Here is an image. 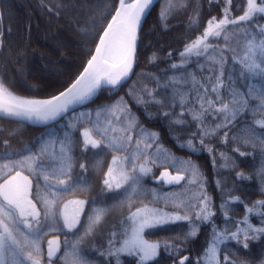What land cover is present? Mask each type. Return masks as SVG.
Here are the masks:
<instances>
[{"label": "snow or ice", "instance_id": "obj_1", "mask_svg": "<svg viewBox=\"0 0 264 264\" xmlns=\"http://www.w3.org/2000/svg\"><path fill=\"white\" fill-rule=\"evenodd\" d=\"M156 2L157 0H131L129 3L127 0H119L115 14L99 35V43L83 71L64 91L49 99L23 98L10 90V83L0 79V118L15 120L19 125L25 122L40 123L47 129L31 146L0 152V160L5 161L0 164V179L3 180L0 183V264H92L83 253L91 242L98 239V230L100 235L103 234L101 226L111 207L91 208L90 205L97 204L95 197L88 200H67L62 207H57V201L63 193L88 191L85 177L76 175L74 171V161L78 158L75 154L77 148L82 155L89 150H93V155H96L107 149L128 153L123 157H112V164L103 180L105 189L115 195L129 193V190L133 195L141 190L146 195L152 194L150 203L154 206L149 208L144 205L134 212L131 211L133 202L125 197L129 199L128 214L125 216L122 213L119 220L110 226L112 230L107 235L106 247L104 240H100L99 247L104 249L101 255L121 264V254H127L138 258L136 264H147L157 257L162 244L174 259V264H191L189 256H180L178 261L175 257L188 250L186 245L198 237L202 225L210 224L212 228L209 238L195 264H250L248 260H234L232 257L239 253L241 247L247 250L251 242L264 237V199L253 201L249 205L240 196H231V192L240 187L238 183L234 182L232 188L225 189L223 182L217 180V187L221 190V203L217 211L223 213L221 228L215 221L217 212L213 211L215 205L206 193L207 179L199 164L172 156L169 166L175 167L180 163L186 169H191V176L180 174L179 170L175 176L162 172L159 177H155V182L179 186L186 181L188 186L199 185V191L187 200L173 202L172 211L165 210L169 207L166 197L164 208L155 206L159 204L161 197L155 190L143 188V178L154 176L153 168L148 165L158 166L157 160L144 156V152L158 145V134L141 129V133L152 138L154 143L145 144L142 149L141 141L136 140L132 147L135 128L139 124L135 117L129 127L122 130L123 136L116 137L117 129L112 127V120H107L101 126L99 119L108 108L107 104L97 106L94 110L95 120L93 110L78 114L75 112V106L84 107L104 88H108L111 93L131 78L142 20L150 14ZM220 2L221 0H208L210 7ZM190 4L191 0H166L158 14L162 25L168 27L167 21L178 6L179 10H184ZM232 4L233 0H227L223 15L220 18L211 17L202 35L186 44L180 52V62L170 64L167 70H161L164 75L154 77L156 88L143 90L144 94L136 102L138 105L156 104L167 108L163 116L174 117L170 120L172 126L194 122L196 130L190 133V139L182 146L191 149L193 153L206 150L213 156L214 168L217 166L215 149L205 144V141L214 140L221 130L229 129L221 138V143L231 141L245 148L250 147L252 151H240L239 147L234 151L240 157L253 158L259 152L261 158L260 166L249 174L237 172V180L246 181L253 177L259 179L260 194L264 196V24H260L257 19L258 14L264 18V0H246L243 13L235 18H231ZM239 7L240 5H236L237 10ZM194 11L196 15L189 19L190 30L198 28L200 23L199 0ZM210 38H223V46L209 44ZM3 42V33L0 32V47ZM226 54L231 56V68L228 67L229 56ZM193 55L200 70L209 73L208 76H201L200 80H197L195 72L187 71L191 67ZM173 56L174 52L170 51L166 58L171 59ZM148 59L150 63H155L157 53L153 52ZM201 60L203 63H199ZM168 71L173 74L167 75ZM189 79L193 82V87L189 93H185L183 87L189 83ZM238 80L247 81L246 90L237 86ZM135 86L136 82L132 88ZM169 88L172 89L171 94L167 92ZM161 90H164V95L157 99ZM169 99L171 103H168ZM123 103V97L115 101L112 106L113 115L116 105ZM197 104L199 108L196 107ZM176 107L181 109L179 113L175 111ZM119 111L121 115H132L131 110L124 107ZM189 114L191 121L185 119ZM241 115L260 118L246 119L241 124L238 121ZM85 118L93 126L79 131L77 136ZM120 118L117 116V122ZM58 121H64L63 130L59 134L53 130ZM109 128L113 133L111 137L108 135ZM234 128H238L241 134H233ZM94 135H100L102 139L96 140ZM197 137L199 148L194 144ZM105 141H108L107 144ZM4 143L7 146L8 141L5 140ZM159 151L160 148L157 147V152ZM24 152L28 155H24ZM219 155L226 161L219 167H228L227 161L230 158L224 153ZM140 156H144V161L138 164ZM100 163L102 161H97L98 165ZM117 164L121 168L119 179L112 176V165ZM236 166L237 161L232 159L231 168ZM80 169L84 172L88 170L85 163L80 164ZM41 187L46 190L44 196L40 195ZM226 195L229 199H224ZM193 200L196 203H192ZM235 202L243 204L245 209V215L240 220H235L230 214L233 211L231 205ZM118 203L122 207L124 200ZM181 208L185 209L184 214L180 213ZM194 209L196 210L193 212ZM250 214L260 217L259 226L251 222ZM180 221L187 222V232H181L177 237L163 242H149L145 239L146 233ZM233 227L234 231L231 230ZM51 232L60 233L64 239H49L45 256L43 238ZM228 242H235V249L229 247ZM92 250H96V245H93ZM261 264H264V260H261Z\"/></svg>", "mask_w": 264, "mask_h": 264}, {"label": "trees", "instance_id": "obj_2", "mask_svg": "<svg viewBox=\"0 0 264 264\" xmlns=\"http://www.w3.org/2000/svg\"><path fill=\"white\" fill-rule=\"evenodd\" d=\"M118 2L119 0H0V32L3 33L4 41L3 46L0 47V79L6 83H10V90L22 97L47 98L55 95L70 84L83 69L95 48L99 35H101L114 14ZM165 2L166 0H159L156 3L141 27L132 78L111 93L108 89H103L96 98L84 107L76 109L75 112L78 114L83 111L93 110V119L95 120L96 114L94 110L97 106L105 104L111 106L117 99L123 97V104L131 110L132 116L139 121L137 126L155 131L158 134L159 143L169 150L171 154L173 153L174 156L187 158L199 164L207 179V184L205 185L206 193L212 198V202L215 205L213 211L217 212L215 221L222 228L223 213L217 211L221 203V190L217 187L216 182L217 180L222 181L225 189L232 188L234 182L238 183L240 187L232 191L231 196H240L249 205L253 201L264 199V196L260 194L261 184L259 179L253 177L246 181H238L236 178L237 172L249 174L253 169L260 166L261 158L259 152L256 153L254 158L240 157L239 153L234 151L236 148L239 147L240 151H252V149L250 147H242L240 144L231 141L221 143L224 133L229 131V129L225 128L219 132L214 140L205 141V144L215 149L217 166L214 168L212 162L213 156L209 155L206 150L193 153L179 145L176 142V138L172 136L174 132H179L177 140L180 143L186 142L190 139V133L196 130L194 122L180 126L179 128L172 126L170 125V120L174 119V117L165 118L163 116V112L167 111V108L156 104L138 105L136 102L138 98L136 96L141 97L145 89L150 91L154 89L152 87L156 88L154 77L163 76L164 72L161 70H167L170 64L180 62V52L184 50L185 45L190 44L198 36L202 35L206 23L211 17L220 18L223 15V9L226 7L227 0H221L218 5L213 4L211 7L208 0H199L201 7L200 23L198 28L192 30H190L189 19L196 15L194 9L197 7V0H191L190 6L184 10H179L178 6L177 10L173 11L171 18L167 21V28L162 25L158 16L161 6ZM236 5H240L238 10L236 9ZM245 6L246 0H233L231 18L241 15ZM257 19L260 24L264 23V18L259 14ZM230 31L232 30L230 29ZM208 43L223 46L224 40L223 38H219V40L210 38ZM170 51L174 52V56L171 59H167L166 57ZM153 52L157 53V60L155 63H150L148 58ZM226 55L229 56L228 67L231 68V56L230 54ZM191 61V67L187 68L189 73L195 72L197 80H200L201 76H208V72L200 70L194 55L191 57ZM199 63H203V60L199 61ZM172 74L171 71L167 72L169 76ZM134 82H136V86L132 88ZM237 86L242 90H246L247 81L241 82L238 80ZM192 87L193 82L189 79V83L183 89L190 91ZM130 89L131 95H129ZM169 91H172V89H167L168 93ZM193 94L195 95V93ZM163 95L164 90H161L157 96L162 97ZM168 103H171L170 99ZM198 106L196 105L197 108H199ZM175 111L179 113L181 109L176 107ZM69 115H71V112ZM190 116L191 114L186 116L185 119L191 121ZM259 118V116L246 117L245 115H241L238 117V121L243 124L246 119ZM99 119L101 126H103L106 122L102 121L100 117ZM63 126L64 121H58L53 130L59 134L62 132ZM92 126L87 122V118H85L76 135L79 136V131H82L84 128H91ZM46 130L45 126L35 127L27 123L19 125L15 120L0 118V152L22 149L25 145L31 146L33 141L38 139ZM258 131L260 130L258 129ZM10 133L12 134L10 135ZM232 133L241 134L238 128H234ZM108 135H113L111 128L108 130ZM93 138L96 140L102 139L100 135H94ZM5 140L8 141L7 146H5ZM107 142L105 141V144ZM194 144L198 148L200 147L198 137L194 141ZM220 153H224L230 158L227 161L228 167H219V165L226 163L225 159L220 157ZM23 154L28 155L27 152ZM75 154L78 157L74 161L75 174L85 177L88 191H69L63 193L57 201V207L71 197L80 200L95 197L97 201H108L114 198L115 193L107 192L101 178L103 177V173L108 171L109 165L112 164V157L115 155L123 157L127 155L126 152H116L107 149L104 152L93 155V150H89L88 153L82 155L79 148H77ZM96 158L102 161V163L98 165L97 161H95ZM142 159L144 158H139L138 162ZM232 159L237 161V166L234 169L231 168ZM81 163L87 165V172L80 169ZM157 165L160 164L157 162ZM115 166L117 167V165H112L114 169ZM151 167L153 168L154 176L149 175L143 178V188L155 190L161 197L159 204L155 206L165 207L166 201L164 198L166 197L169 200L171 196H174V194L172 195V191L179 187L165 186L163 183L157 184L155 177H157L161 167H153V165ZM93 171L102 172L100 178H96L92 174ZM60 178L63 179L64 177ZM42 184L43 182L41 181ZM45 193L46 190L41 187L40 195L44 196ZM146 197V194L142 190L132 195L130 199L133 202V199H136V203L134 202L131 210L138 207V200L140 198ZM48 198L51 199L50 196ZM122 199L124 200V196ZM224 199H229V196L226 195ZM236 203L235 206L234 203L231 205L233 211L230 214L233 215L235 220H240L245 215V209L243 204ZM148 204L154 206L152 203ZM128 207L123 204L120 207L121 213L119 216L122 213L126 216L128 214ZM166 209L171 211V204ZM184 212L185 209L181 208L180 213L184 214ZM257 216L256 214H250V220L253 224L259 226L260 219ZM84 219L86 222V218ZM111 222H116V220L112 219ZM211 228L210 224L202 225L198 237L189 242L186 245L188 250L181 252L179 256L189 254L191 264H193L194 258L198 257L206 246L205 241L209 238ZM231 230L234 231L235 227ZM110 231V229H106L103 230L102 235L98 233V239L91 242L88 246L93 248V245H96V249L100 248L99 242L100 240H104L106 247V238ZM187 231V222L180 221L167 224L162 228L146 233L145 237L154 242H163L177 237L181 232ZM53 234H59L62 239L64 238L60 233L51 232L44 236L43 245H45V238ZM228 246L233 249L236 247L235 242H228ZM221 247H224V245H221ZM91 252L95 255H91L92 258H100L93 250ZM179 256H176L175 260ZM232 259H245L250 264H261V260H264V237L251 242L247 250L241 247L239 253L232 257ZM101 260L105 261L106 259L102 257ZM122 260L121 264H135L134 259L131 260L123 256ZM147 264H174V259L169 256L168 251L161 244L157 257L147 262Z\"/></svg>", "mask_w": 264, "mask_h": 264}, {"label": "rangeland", "instance_id": "obj_3", "mask_svg": "<svg viewBox=\"0 0 264 264\" xmlns=\"http://www.w3.org/2000/svg\"><path fill=\"white\" fill-rule=\"evenodd\" d=\"M264 24V23H263ZM152 88H155V87H152ZM152 90V89H151ZM183 91L185 93H189V91L187 89H183ZM172 91H169V94H171ZM194 96V94H193ZM136 98L140 99L139 96H136ZM157 99L161 98L160 96H156ZM137 99V100H138ZM198 105V104H197ZM113 104L111 106H108V108L104 111V113L100 116V118L102 119V121H105L107 122V120H112V127L113 128H116L117 131L115 132V136L116 137H122L123 136V129L125 128H128L129 127V124L131 122V120L133 119V116L132 115H128L127 113L121 115L119 109L124 107V108H127V106L125 104H121V105H116V108H115V115L112 114V111H113V108H112ZM199 107V106H198ZM128 109V108H127ZM117 116H120V120L119 122H117ZM191 117V116H190ZM177 128H179L180 126H175ZM141 129H143L142 127L140 126H136L135 128V139L132 141V147L135 146L136 144V140H140L141 141V148L143 149L144 148V145L145 144H149V143H154L153 139L150 138V137H146L144 136L143 133H141ZM146 130V129H144ZM147 132L149 133H156L155 131H152V130H146ZM110 137L112 135H109ZM174 138H176V142H178L179 145H183L184 143H180V141L177 140V137H179V132H174L173 135H172ZM181 142H184V141H181ZM157 147L160 148V151L157 152ZM188 150L191 151V149L187 148V147H184ZM166 150V151H165ZM128 154V153H126ZM116 156V155H115ZM144 156H149L151 159H156L158 164V166L161 167L157 177L160 176V174L162 173V171L164 170H170L171 172H178L179 170V173H182V174H186L188 175L189 177L191 176V169L188 168L186 169L184 165L180 164V163H177L175 165V167H171L169 166L170 163H171V158L173 155V153L171 154V152L169 150H167L165 147H163V145H161L159 143V139H158V145L154 146L152 149L150 150H146L144 152ZM144 156H140L139 158H144ZM176 157V156H175ZM177 158H180V159H183V160H189L187 158H181V157H178ZM13 159H19V157H14ZM95 161H99L98 158L95 159ZM144 159H142L139 163H143ZM5 161L2 160L0 161V164H3ZM111 163H112V159H111ZM152 164H149L148 167H151ZM130 165L128 166V170H130ZM114 168V167H113ZM121 171V168L120 166L117 164V167L115 166V169H114V172L112 173V176H115L117 179H119V173ZM107 172V171H105ZM102 172H99V171H93V175L96 177V178H100V175H101ZM104 178H105V175H104ZM111 179V177H110ZM165 185V184H164ZM113 187H114V184H113ZM179 188H176L172 191V195L174 194V196H171L168 201L169 205L172 204L173 202L175 203H179L181 200H187L189 197L193 196L194 194H196L198 191H199V185H193V186H188L186 181L185 182H182V184L180 186H178ZM132 195L131 194V190H129V193H121L120 195H115L114 194V198H112L111 200H106L105 202L100 200V201H97V204L95 205H91V208H96V207H104V206H109L111 207V211L109 212V214L107 215L106 219L104 220V223L102 224L101 228L103 230H106V229H111V225L116 223L119 218H120V207L121 205L118 203V201L122 200L123 196H124V204L126 206H129V199H125V197H129V198H132ZM147 197L146 198H140L138 200V207H136L135 209H132L131 211H135L137 208H143L144 205H148L149 208L153 207L152 205H149L148 203H150V201L152 200V194H147L146 195ZM119 197V198H118ZM71 199H76L75 197H71L70 199L68 200H71ZM132 201V199H130ZM134 202L136 203V199H133ZM67 201V200H66ZM133 202V201H132ZM133 202V204H134ZM192 203H196L195 200L192 201ZM64 204V202L59 206V207H62ZM115 204V207H112V205ZM237 203L235 202L234 203V206L236 205ZM58 207V208H59ZM161 208H164L163 206H161ZM166 211H170V210H167L165 209ZM41 211H43V209H41ZM172 211V210H171ZM258 219H260L259 216H257ZM112 219L116 220V222H111ZM87 222V221H86ZM85 222V223H86ZM111 222V223H109ZM61 225L63 223L62 219L60 221ZM255 225V224H254ZM98 233H100V230H98ZM64 239V238H63ZM62 239V240H63ZM145 239H147L149 242H154L153 240L151 239H148L147 237H145ZM45 244H46V238H45ZM45 246V245H44ZM92 251V248L90 246L87 247V250L83 253L85 256H87L91 261H92V264H116L115 262V259H110L106 256V255H101V253L104 251L103 248H97L96 250H94V252L96 251L97 255L102 259V257H104L106 260L105 261H102L100 258H91L90 256L93 255L95 256L94 254L91 253L90 255V252ZM63 254V253H62ZM61 254V255H62ZM126 257V258H129L131 260H135V264H136V261H137V257H134V256H129L127 254H121V257H120V260H121V263H122V257ZM109 259V260H108ZM197 257L194 258L193 260V264H195V261H196Z\"/></svg>", "mask_w": 264, "mask_h": 264}, {"label": "water", "instance_id": "obj_4", "mask_svg": "<svg viewBox=\"0 0 264 264\" xmlns=\"http://www.w3.org/2000/svg\"><path fill=\"white\" fill-rule=\"evenodd\" d=\"M158 1H159V0H157V2H158ZM157 2H156V3H157ZM129 3H131V1H130ZM156 3H155V5H156ZM118 5H119V2H118ZM152 8H153V7H152ZM152 8H151V9H152ZM114 14H115V11H114ZM114 14H113V15H114ZM146 17H147V15H146ZM146 17L142 20L141 27H142V25H143V23H144ZM0 18H1V11H0ZM110 20H111V18H110ZM110 20H109V21H110ZM107 24H108V23H107ZM105 27H107V25H106ZM140 30H141V28H140ZM140 30H139L138 36L140 35ZM102 33H103V31H102ZM102 33H101V34H102ZM138 40H139V39H138ZM97 43H99V39H98ZM97 43H96V44H97ZM95 47H96V45H95ZM94 52H95V48H94L92 54H93ZM92 54H91V55H92ZM90 57H91V56H90ZM89 59H90V58H89ZM85 65H86V64H85ZM83 68H84V67H83ZM82 71H83V69H82L80 72H82ZM133 73H134V71H133ZM133 73L131 74V78H132V76H133ZM79 74H80V73H79ZM79 74H78L77 76H79ZM131 78H130V79H131ZM75 79H76V78H75ZM75 79H74V80H75ZM130 79H128L127 82H128ZM74 80H73V81H74ZM73 81H72V82H73ZM72 82H71V83H72ZM127 82H126V83H127ZM71 83H70V84H71ZM70 84H68L65 88H67ZM124 84H125V83H123L122 85H124ZM65 88L62 89L61 91H64ZM104 89H108V88H104ZM59 92H60V91H59ZM59 92H58V93H59ZM58 93H56L55 95H57ZM23 98H24V97H23ZM49 98H51V96H50V97H47V98H43V99H49ZM27 99H34V98H27ZM80 107H81V106H75V110L78 109V108H80ZM25 123H27V122H25ZM27 124H30V123H27ZM30 125L35 126V127H44V125H43V124H40V123H35V124H30ZM165 172H167V171H165ZM167 173H169V172H167ZM13 174H14V173H13ZM24 174L27 175L26 173H24ZM169 174H170L171 176H175V175H177L178 173H175V174H171V173H169ZM6 178H7V177H6ZM6 178H4V179H6ZM2 182H3V180H2L0 183H2ZM57 237H59V239H61L59 235H52V236L48 237L47 241H48L49 239H55V238H57ZM46 252H47V244H46V246H45V256H46ZM183 256H189V255H188V254H185V255H183ZM179 259H180V258H178L177 261H178Z\"/></svg>", "mask_w": 264, "mask_h": 264}, {"label": "flooded vegetation", "instance_id": "obj_5", "mask_svg": "<svg viewBox=\"0 0 264 264\" xmlns=\"http://www.w3.org/2000/svg\"><path fill=\"white\" fill-rule=\"evenodd\" d=\"M104 175H105V172L103 173V177L101 178L102 181L104 180ZM87 200H88V199H87ZM105 201H106V200H105ZM105 201H104V202H105ZM102 202H103V201H102ZM90 207H91V205H90ZM91 253H92V252H90V255H91ZM95 254H97L96 251H95ZM90 257H91V256H90ZM91 258H92V257H91Z\"/></svg>", "mask_w": 264, "mask_h": 264}]
</instances>
